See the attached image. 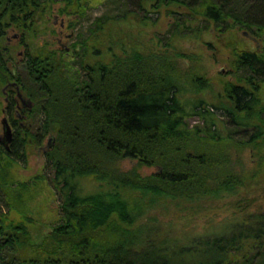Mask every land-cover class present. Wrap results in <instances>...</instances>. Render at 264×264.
Here are the masks:
<instances>
[{
	"label": "trees",
	"instance_id": "obj_1",
	"mask_svg": "<svg viewBox=\"0 0 264 264\" xmlns=\"http://www.w3.org/2000/svg\"><path fill=\"white\" fill-rule=\"evenodd\" d=\"M53 1L58 0H0L3 82L6 30L15 25L35 34L39 12ZM143 1L166 8L172 20L166 37H154L149 52L124 46L115 53L109 47L110 57L100 61L90 60L80 48L77 72L70 77L60 74L50 52L29 54V92L47 98L38 138L51 134L54 140L45 153L51 175L39 174L35 181L49 179L61 199L60 218L36 242L26 220L7 221L0 212V264H264V210L251 213L228 233L198 236L189 244L170 243L142 221L161 203H195L236 195L244 187L249 175L241 173L242 163L234 165L230 148L243 147L241 138L257 153L264 148V98L259 95L264 35L260 49L235 53L245 84L227 86L232 104L223 114L227 136L215 122L191 126V115H205L196 109L198 102L188 109L181 101L179 79L170 71L175 41L207 28L203 23L195 29L191 21L215 23L219 34L236 25L264 33V0H112L127 9L98 18L92 36L104 33L106 25L121 28L130 16L138 24L151 20ZM20 141L10 151L0 142V201L10 206V194L29 187L28 182L15 183L10 173L14 160L27 156V138ZM127 158L159 170L148 176L126 171L121 162ZM87 177L97 184L93 190L82 185Z\"/></svg>",
	"mask_w": 264,
	"mask_h": 264
},
{
	"label": "rangeland",
	"instance_id": "obj_2",
	"mask_svg": "<svg viewBox=\"0 0 264 264\" xmlns=\"http://www.w3.org/2000/svg\"><path fill=\"white\" fill-rule=\"evenodd\" d=\"M143 2V9L148 11L147 16L152 21H156L154 24L150 23L151 20L148 19H146L147 22L138 24L131 20L132 16H130L125 25L122 26L123 28L116 25L108 28L106 25L104 33L93 37L91 28L95 29L92 25L98 18L107 13L111 15L122 14L127 7L115 4L112 0H81L80 6L77 8L82 10L81 7L85 5L86 9L82 10L79 17L75 15L73 19L72 16L62 15L58 12L50 14L47 26L38 29L35 34H31L29 41L39 49L48 47L46 45L58 48L60 45L55 40L59 35L60 21L62 18L66 20L70 18L73 19L75 25L73 29L69 27L65 31L62 42L73 46L77 57H81L83 54L80 48L86 49L90 60L100 61L110 57L109 47L115 53H121V48L124 46L129 50L135 47L149 52L151 46L154 45V37L157 35L166 37V31L169 29L172 20L167 16L166 8H153L152 1ZM133 8L136 7L131 5V9ZM179 11L184 13L181 8ZM141 12L140 15L144 14V11ZM55 15L56 18H54ZM203 20L200 18L198 20L200 22L191 21L195 29L203 23L206 24L207 28L203 32L195 30L183 36L184 39L179 38L175 41L177 50H174L172 56L173 72H170L179 79L178 82L182 89L181 101L188 109L198 102L199 107L196 109H200L205 115L202 116L198 112L191 115L189 117L191 126H203L206 122H215L219 132L227 136L225 128L228 119L223 114L232 105L226 96L227 86L231 83L245 84L244 81L240 80L244 72L238 67L235 53L242 50L260 49L264 33H255L256 38L259 39V43H257L243 35V28L235 29L232 27L223 34H219L216 31L215 23H208ZM49 30L52 31L51 34L55 39L51 35L47 36ZM18 31L21 29L13 25L7 34L11 42L10 49L13 48L16 62L21 61L20 51L25 49L14 38V34ZM66 33H72V37L67 39ZM19 74L22 75V81L27 82L25 72ZM4 86L5 81L3 82L0 78V135H4L3 119L7 116L4 111ZM259 95L264 98V82L261 85ZM49 137L52 135L50 134ZM49 137L45 138V145H47ZM234 137L240 138L239 136ZM239 140H241L243 147L231 145L232 160L237 168L242 163L243 168H239L241 173L246 177L247 174L249 176L245 179V185L238 194L205 198L195 203L182 201L176 202V204L161 203L147 213L142 220L143 223L160 237L165 235L166 238H169L170 243L189 244L193 238L198 236L228 233L235 224L243 222L251 213L264 210V148L257 153L255 149L245 145L247 139L241 138ZM26 155L25 160H14L10 173L15 183L28 182V190L13 191V195L10 194L9 196L11 206L0 201V212L6 214L4 218L7 221L12 219L26 220L32 240L41 242L46 237L51 225L60 218L59 205L61 199L50 185L49 179L35 181V177L39 174H46L48 178L51 175V169L46 164L44 150L32 144L26 148ZM238 163L239 165H237ZM121 166L126 171L136 169L143 176L151 175L159 170L155 166L140 165L137 160L129 158L124 159ZM250 175L254 177L250 179ZM82 185L85 190H93L97 184L95 180L87 177L83 179ZM1 217L3 216L1 215Z\"/></svg>",
	"mask_w": 264,
	"mask_h": 264
},
{
	"label": "flooded vegetation",
	"instance_id": "obj_3",
	"mask_svg": "<svg viewBox=\"0 0 264 264\" xmlns=\"http://www.w3.org/2000/svg\"><path fill=\"white\" fill-rule=\"evenodd\" d=\"M80 3L81 0H74L73 4H70L65 0L51 2L44 8L43 12H39V14L42 15V17L37 18L39 29L47 26L48 17L50 14H55L58 12L59 14L61 13L62 15L66 16L73 17L76 15L79 17L82 14V10L86 9L85 5L82 6L83 3L81 4L82 10L77 8L80 6ZM56 17L57 16L55 15L54 18ZM73 19H61L58 31L59 35L55 40V42L60 45L58 48H52L49 47V45H46L48 47L43 48V50L53 54L60 73L65 75L66 77H70L77 72V70L75 69L76 66L74 64V61L77 59L76 50L73 48V46L67 45L62 42V36L63 34H65V31H67L69 27L73 29V26L75 25ZM11 27L6 30V40L4 43V47L8 49L5 56H3L7 63V72L5 73V88L3 89L5 101L4 111L7 115V118L5 117L3 119L4 135H0V142L3 143V145L6 146L7 150L10 151L13 147H15L16 144L22 142L20 141L21 138L24 140L25 138H27L26 148L29 145L34 144L37 148L44 150L45 154L48 149L54 144V140L52 141V137H49V135L46 136L49 137L47 145H45L46 137H44L43 139L38 138L41 107L44 105L47 98L35 97L32 93L29 92L28 89V84L31 80V73L33 71V66L29 64V54L35 55L38 52L39 47H35V45H33V43L29 41V37L32 34L31 32H24L23 30L18 31L14 34V38L18 42H20L25 49L20 51V54L22 55L21 61L16 62L13 54V48L10 49V39L9 37H7V34L10 32ZM48 29L49 28L47 27V30ZM235 29L242 28L240 25H236ZM242 30L243 35L248 36L255 42L259 43V39H257L255 35L256 30H249L245 28H243ZM245 31H247L248 34H246ZM51 33L52 31L49 30L47 36H53ZM66 37L67 39H70L72 37V33H66ZM53 38L55 39L54 36ZM22 71L26 74L27 82L22 81L21 79L22 75L19 73H23ZM7 126H10V135L6 134Z\"/></svg>",
	"mask_w": 264,
	"mask_h": 264
},
{
	"label": "water",
	"instance_id": "obj_4",
	"mask_svg": "<svg viewBox=\"0 0 264 264\" xmlns=\"http://www.w3.org/2000/svg\"><path fill=\"white\" fill-rule=\"evenodd\" d=\"M253 29L256 30L257 28L254 27ZM245 33L248 34L247 31H245ZM6 128H7V132H6V134H7V135H10V132H11L10 126H7Z\"/></svg>",
	"mask_w": 264,
	"mask_h": 264
}]
</instances>
